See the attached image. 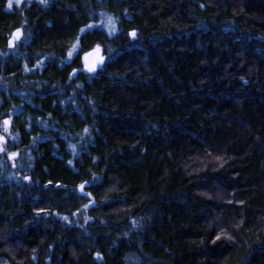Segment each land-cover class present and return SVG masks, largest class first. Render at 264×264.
I'll use <instances>...</instances> for the list:
<instances>
[{
	"label": "trees",
	"instance_id": "obj_1",
	"mask_svg": "<svg viewBox=\"0 0 264 264\" xmlns=\"http://www.w3.org/2000/svg\"><path fill=\"white\" fill-rule=\"evenodd\" d=\"M1 139L0 264H264V0H0Z\"/></svg>",
	"mask_w": 264,
	"mask_h": 264
},
{
	"label": "rangeland",
	"instance_id": "obj_2",
	"mask_svg": "<svg viewBox=\"0 0 264 264\" xmlns=\"http://www.w3.org/2000/svg\"><path fill=\"white\" fill-rule=\"evenodd\" d=\"M19 1V0H17ZM96 57V58H94ZM101 59V56L100 54L97 52V50H93V51H90L89 53H87L84 57V63H85V67L89 70L90 68L91 69H94L96 68L95 66H93V64H99V61ZM96 65V66H97ZM0 150L2 151V147H3V144H4V139H1V142H0Z\"/></svg>",
	"mask_w": 264,
	"mask_h": 264
},
{
	"label": "water",
	"instance_id": "obj_3",
	"mask_svg": "<svg viewBox=\"0 0 264 264\" xmlns=\"http://www.w3.org/2000/svg\"><path fill=\"white\" fill-rule=\"evenodd\" d=\"M17 36H18V34L15 35L14 37L17 38ZM96 65H97V64H94L93 66L96 67ZM94 69H95V68H94ZM94 69H93V70H94ZM93 70H92V71H93ZM9 123H10L9 119H6V120H5V125H4V130H7L8 126H9ZM83 185H85V183L82 184V185H79V186H78V188H77L78 194H79L80 196H85L86 198H89V197H90L89 194H87V193H85V192L83 191ZM91 204H94V203L91 202Z\"/></svg>",
	"mask_w": 264,
	"mask_h": 264
},
{
	"label": "snow or ice",
	"instance_id": "obj_4",
	"mask_svg": "<svg viewBox=\"0 0 264 264\" xmlns=\"http://www.w3.org/2000/svg\"><path fill=\"white\" fill-rule=\"evenodd\" d=\"M18 33H19V30H17V34H18ZM17 34H14V35H17ZM9 43H10V45H11L12 41H10ZM97 47H99V46H97ZM101 59H102V57H101ZM89 70L91 71V70H93V69L90 68Z\"/></svg>",
	"mask_w": 264,
	"mask_h": 264
},
{
	"label": "flooded vegetation",
	"instance_id": "obj_5",
	"mask_svg": "<svg viewBox=\"0 0 264 264\" xmlns=\"http://www.w3.org/2000/svg\"><path fill=\"white\" fill-rule=\"evenodd\" d=\"M94 58H96V57H94ZM93 65H94V64H93ZM84 69L88 71V69L85 67V63H84Z\"/></svg>",
	"mask_w": 264,
	"mask_h": 264
}]
</instances>
